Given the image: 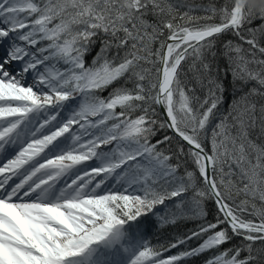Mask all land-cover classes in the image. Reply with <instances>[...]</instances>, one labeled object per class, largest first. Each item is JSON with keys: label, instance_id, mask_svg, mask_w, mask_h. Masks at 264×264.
<instances>
[{"label": "snow or ice", "instance_id": "snow-or-ice-1", "mask_svg": "<svg viewBox=\"0 0 264 264\" xmlns=\"http://www.w3.org/2000/svg\"><path fill=\"white\" fill-rule=\"evenodd\" d=\"M202 10L177 17L167 0H0V153L12 149L0 162V264H189L206 251L214 255L205 264H264V146L248 138L257 120L264 130V0ZM96 38L102 47L86 65ZM218 45L230 82L209 60ZM186 68L203 98L183 82ZM228 86L242 95L224 115ZM164 129L173 136L153 143ZM173 137L175 148L161 150ZM110 177L119 189H102ZM149 214L160 226L203 222L154 246L141 220ZM233 237L241 245L222 249ZM191 239L201 243L165 256Z\"/></svg>", "mask_w": 264, "mask_h": 264}, {"label": "trees", "instance_id": "trees-1", "mask_svg": "<svg viewBox=\"0 0 264 264\" xmlns=\"http://www.w3.org/2000/svg\"><path fill=\"white\" fill-rule=\"evenodd\" d=\"M168 3H170L174 8V13L177 15V17L183 15L185 12H188L192 16H203L205 15L204 11L202 10L204 6H207L209 3H214L217 6L223 5L225 3V0H167ZM148 19L150 21L154 20V17L149 16ZM176 23H185V21H181L180 19H177L175 21ZM202 22V21H201ZM261 24V21L256 20L253 21V23L250 25V27H258ZM103 34H101L102 37ZM166 35V33H165ZM227 39H231L234 43L241 44L245 49L248 48V45L243 44L242 41H238L236 37L229 36ZM102 38H96L95 43L90 46L89 52L85 56V64L91 65L96 58L97 53L100 52V49L102 47ZM262 44H264V41H261ZM159 46V41L157 42L156 47ZM115 48L110 49L108 52V55L114 56L115 55ZM123 54V53H121ZM257 59H264V56H261L259 52L256 53ZM209 60L214 64V72L215 69L218 68L219 72L218 75L225 79L226 82L231 81V77H225L224 76V70L225 66L227 64V60L223 56L222 48L220 45L217 46V54L215 58L209 57ZM193 71H189L187 68L185 70V75L183 76V82L188 86L189 89H195V95L197 97L203 98L205 94V90L201 87V85L197 82L196 77L193 75ZM151 79H155L154 73L151 75ZM253 84H249L245 87L244 91H247L248 88L253 87ZM103 96H107L108 92L102 93ZM240 95H242V92L235 91L231 86H228L226 89V92L224 94L223 102L220 106L219 113L226 115L230 107L233 105V102L235 100H238ZM257 105L259 107L260 104V98H255ZM155 112H156V118L163 122L164 118L160 112L159 106H155ZM164 135L173 136V134L170 132V130L164 129L157 132L156 136L153 137V143L156 142L158 139H162ZM249 140L256 144L257 146H264V130H262L259 121L257 120L256 125L249 129ZM176 139L173 137V140L170 142V146L166 145H160L161 150H167L172 151L176 146ZM238 179V177H237ZM106 188V185L102 186V189ZM117 190V189H115ZM234 199L239 202V200L243 199L240 195H235ZM257 204V207H260V202L257 200L255 201ZM207 222H215L216 218V210L215 205L212 201H208L207 205ZM163 209V206H159L157 209L158 212H160ZM247 216V213L245 214ZM249 219H254V217L248 216ZM141 220L144 222V232L145 236L147 238V241L151 242L154 246H161L168 244L172 241H174L177 238L184 237L186 235H190L192 231L197 230L199 225L203 222L202 220H184L178 222L176 225H165L160 226L157 222V217L152 216L149 214L147 217H141ZM199 243H201V240L199 239H191L188 240L186 244L180 245L179 248L171 249L170 252H165V256L176 254L179 251L184 250L185 248L190 247H196ZM241 240L239 237H233V239L225 245H222V249H234L241 245ZM214 255V251H206L202 253L198 257H194L189 261V264H205L206 260L210 259ZM246 256L245 252H241V257Z\"/></svg>", "mask_w": 264, "mask_h": 264}, {"label": "bare ground", "instance_id": "bare-ground-1", "mask_svg": "<svg viewBox=\"0 0 264 264\" xmlns=\"http://www.w3.org/2000/svg\"><path fill=\"white\" fill-rule=\"evenodd\" d=\"M0 50H1V55L4 54V51H5V46L4 45H0ZM13 68H19L20 67V63H14L12 65ZM31 82V78H29L28 80L25 81V83H30ZM12 151V149L8 148L7 146L5 147V150L4 152L0 153V162H3L4 161V157L8 154V152ZM18 178H13L12 181H9V184H13L17 181ZM65 182V179L64 178H61L60 180V183L57 185H63ZM25 199H28V198H25Z\"/></svg>", "mask_w": 264, "mask_h": 264}, {"label": "rangeland", "instance_id": "rangeland-1", "mask_svg": "<svg viewBox=\"0 0 264 264\" xmlns=\"http://www.w3.org/2000/svg\"><path fill=\"white\" fill-rule=\"evenodd\" d=\"M0 55H1V50H0ZM31 83V82H30ZM29 83V84H30ZM49 127H51V126H49ZM96 162L95 161H90V165H94ZM69 176H70V174H69ZM69 176H64V177H62V178H65V181H67V180H69ZM113 178V181L114 182H116V177H112ZM101 179V177H99V179L98 180H100ZM117 183V182H116ZM60 186H62V185H59L58 187H60ZM131 191V190H130Z\"/></svg>", "mask_w": 264, "mask_h": 264}, {"label": "water", "instance_id": "water-1", "mask_svg": "<svg viewBox=\"0 0 264 264\" xmlns=\"http://www.w3.org/2000/svg\"><path fill=\"white\" fill-rule=\"evenodd\" d=\"M159 108H160V111H161V113H162V115H163V118L165 119V115H164V112H163V110L161 109V107L159 106ZM173 134V133H172Z\"/></svg>", "mask_w": 264, "mask_h": 264}]
</instances>
